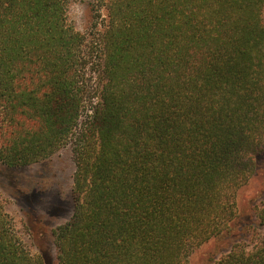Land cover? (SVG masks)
<instances>
[{
    "label": "trees",
    "instance_id": "trees-1",
    "mask_svg": "<svg viewBox=\"0 0 264 264\" xmlns=\"http://www.w3.org/2000/svg\"><path fill=\"white\" fill-rule=\"evenodd\" d=\"M70 1L0 0V164L71 149L52 264H192L237 230V192L264 161V0H104L90 36ZM253 209L250 241L211 264H264ZM0 264H47L1 203Z\"/></svg>",
    "mask_w": 264,
    "mask_h": 264
},
{
    "label": "rangeland",
    "instance_id": "rangeland-1",
    "mask_svg": "<svg viewBox=\"0 0 264 264\" xmlns=\"http://www.w3.org/2000/svg\"><path fill=\"white\" fill-rule=\"evenodd\" d=\"M104 4V0H71L68 19L77 31L90 36L103 30L107 21ZM262 158L264 160V155ZM75 170L69 147L28 167L12 169L0 164V203L13 219L18 236L31 254L42 256L47 264H52L56 257L52 231L73 215L71 190ZM236 204L240 216L237 230L228 239L211 240L199 247L191 255L192 264H211L229 253L234 242L250 241L241 230L254 219L253 207L264 204V161L237 192Z\"/></svg>",
    "mask_w": 264,
    "mask_h": 264
}]
</instances>
